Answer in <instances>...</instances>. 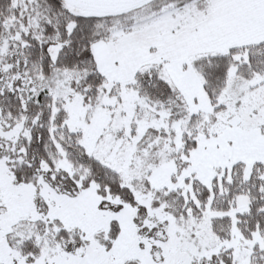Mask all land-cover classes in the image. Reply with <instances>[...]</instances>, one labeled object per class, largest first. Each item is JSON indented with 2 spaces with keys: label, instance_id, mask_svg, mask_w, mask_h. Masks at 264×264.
<instances>
[{
  "label": "snow or ice",
  "instance_id": "snow-or-ice-1",
  "mask_svg": "<svg viewBox=\"0 0 264 264\" xmlns=\"http://www.w3.org/2000/svg\"><path fill=\"white\" fill-rule=\"evenodd\" d=\"M0 264H264V0H0Z\"/></svg>",
  "mask_w": 264,
  "mask_h": 264
}]
</instances>
